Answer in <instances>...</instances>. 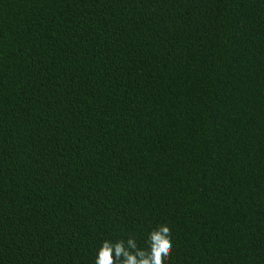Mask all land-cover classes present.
Listing matches in <instances>:
<instances>
[{
    "label": "trees",
    "instance_id": "obj_1",
    "mask_svg": "<svg viewBox=\"0 0 264 264\" xmlns=\"http://www.w3.org/2000/svg\"><path fill=\"white\" fill-rule=\"evenodd\" d=\"M264 264V0H0V264Z\"/></svg>",
    "mask_w": 264,
    "mask_h": 264
},
{
    "label": "clouds",
    "instance_id": "obj_2",
    "mask_svg": "<svg viewBox=\"0 0 264 264\" xmlns=\"http://www.w3.org/2000/svg\"><path fill=\"white\" fill-rule=\"evenodd\" d=\"M139 246L133 236L127 240H105L98 249L94 264H165L172 250L171 229L162 224L152 229Z\"/></svg>",
    "mask_w": 264,
    "mask_h": 264
}]
</instances>
